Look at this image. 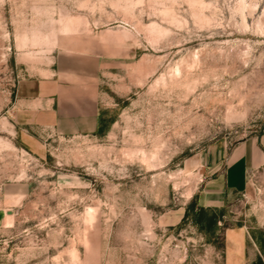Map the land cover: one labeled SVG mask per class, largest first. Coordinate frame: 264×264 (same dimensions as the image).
<instances>
[{
  "label": "rangeland",
  "instance_id": "obj_1",
  "mask_svg": "<svg viewBox=\"0 0 264 264\" xmlns=\"http://www.w3.org/2000/svg\"><path fill=\"white\" fill-rule=\"evenodd\" d=\"M102 66L98 136L12 122L22 79ZM264 138V0H0V264H224L264 240V165L205 207L203 157Z\"/></svg>",
  "mask_w": 264,
  "mask_h": 264
},
{
  "label": "crops",
  "instance_id": "obj_2",
  "mask_svg": "<svg viewBox=\"0 0 264 264\" xmlns=\"http://www.w3.org/2000/svg\"><path fill=\"white\" fill-rule=\"evenodd\" d=\"M65 67L49 77L22 79L14 91L12 122L22 144L33 147L37 134L72 139L98 136L110 97L102 66ZM210 188L205 207H221L226 193L244 194L251 170L264 165V138L248 139L231 149L211 146L203 157ZM224 264H264V240L250 232L247 221L227 229Z\"/></svg>",
  "mask_w": 264,
  "mask_h": 264
}]
</instances>
